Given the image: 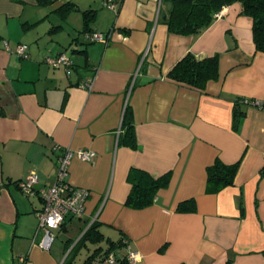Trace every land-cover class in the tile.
<instances>
[{"label":"crops","instance_id":"obj_1","mask_svg":"<svg viewBox=\"0 0 264 264\" xmlns=\"http://www.w3.org/2000/svg\"><path fill=\"white\" fill-rule=\"evenodd\" d=\"M66 2L73 7L62 15ZM238 6L182 35L168 30L161 0H122L117 11L103 0H0V264L21 254L26 264H126L129 250L138 254L131 264H264V109L234 104L264 99V51ZM84 10H94L91 29L108 34L106 44L85 40ZM189 51L218 54V78L202 90L167 78ZM61 52L70 67L44 61ZM90 76L91 88L82 87ZM125 108L135 148L122 141ZM63 148L95 152L69 166V182L89 194L82 216L68 218L58 229L65 238L46 250L35 233L41 199L17 181L36 171V187L50 186ZM216 160L238 167L231 185L211 193L207 168ZM133 167L169 175L142 208L124 204ZM189 199L195 208L178 210ZM92 223L102 239L78 242ZM120 239L126 245L105 260L108 241Z\"/></svg>","mask_w":264,"mask_h":264},{"label":"trees","instance_id":"obj_2","mask_svg":"<svg viewBox=\"0 0 264 264\" xmlns=\"http://www.w3.org/2000/svg\"><path fill=\"white\" fill-rule=\"evenodd\" d=\"M49 0H38L40 4H46ZM239 3V13L249 16L252 20L251 33L256 50L264 51V0H161L166 7L164 23L170 32L182 35L199 34L212 22L216 13L222 6L232 3ZM73 4L66 2L56 10L62 15L66 10L71 9ZM82 33L92 31L90 22L94 18V10H84ZM88 41V40H86ZM218 54L215 53L203 58H197L192 52L184 54L167 72V78L190 88L202 90L208 80L218 78ZM242 103L240 98L234 104ZM234 115V127L239 121V115ZM124 134L122 141L132 147H136L134 126L131 120L130 108H125L122 120ZM238 162L233 164H223L215 161L207 168V192H218L220 189L233 183V176L236 173ZM127 179L131 185L124 204L133 208H142L151 204L159 188L168 183L169 175L164 173L158 177H153L146 170L133 167L130 168ZM194 200L189 199L178 204V210H193ZM64 224V223H63ZM62 224V225H63ZM103 235L98 230V224L92 223L83 233L78 242L84 239H91L98 243ZM125 241L120 239L118 242L108 241V246L103 254L114 249L119 250L125 245ZM98 247L97 249H99ZM96 249V250H97ZM88 260V259H87ZM67 264V263H66ZM126 264L127 261H126Z\"/></svg>","mask_w":264,"mask_h":264},{"label":"built area","instance_id":"obj_3","mask_svg":"<svg viewBox=\"0 0 264 264\" xmlns=\"http://www.w3.org/2000/svg\"><path fill=\"white\" fill-rule=\"evenodd\" d=\"M122 0H103L104 5L117 11ZM221 13L218 11L215 17H219ZM85 40L107 43L108 34L92 30L84 33ZM19 55H27V45L20 44L17 47ZM44 61L53 67L72 65L71 57L66 52H61L55 56L46 55ZM92 76L81 81L80 85L84 88H91ZM245 104L258 106L264 109V99L252 100L240 98ZM95 152L86 148L70 149L63 148L57 156V171L54 182L50 186L36 187L39 177L36 171H30L25 177L17 181V186L25 195L38 194L41 199V208L36 211L37 226L36 235L41 232L39 246L43 249H49L55 240V229H59L61 225L70 217H80L85 211V201L89 194L88 190L71 184L68 180L69 166L73 158L84 161H90L94 158ZM126 245V243H125ZM116 250L112 249L105 254V260L113 262ZM138 257L137 252L129 250L126 256L128 263H133ZM27 255L21 254L13 264H26Z\"/></svg>","mask_w":264,"mask_h":264},{"label":"rangeland","instance_id":"obj_4","mask_svg":"<svg viewBox=\"0 0 264 264\" xmlns=\"http://www.w3.org/2000/svg\"><path fill=\"white\" fill-rule=\"evenodd\" d=\"M54 231H55V234L57 235V236L55 237L56 240H61V239L63 240V239L65 238V235H63L62 232L59 234V232H58L59 230H58V229H55ZM98 245L104 247V243H101V244H98ZM89 247H90V249H91V248H93V245H90ZM84 251H86V250H85V249H82V250H81V253H80L79 257L83 254ZM84 254H85V253H84ZM83 258H84V257H83ZM83 258H80V259L77 258L75 264H80V263L82 262V259H83Z\"/></svg>","mask_w":264,"mask_h":264}]
</instances>
